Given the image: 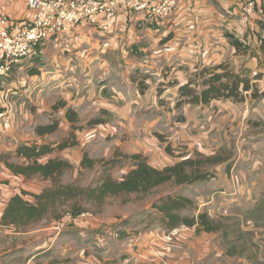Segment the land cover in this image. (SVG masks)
I'll list each match as a JSON object with an SVG mask.
<instances>
[{"label": "crops", "instance_id": "0c3cea01", "mask_svg": "<svg viewBox=\"0 0 264 264\" xmlns=\"http://www.w3.org/2000/svg\"><path fill=\"white\" fill-rule=\"evenodd\" d=\"M261 7L262 0H256L251 8L248 0H181L171 18L146 22L144 10L133 12L125 6L111 26H104L102 18L95 23L82 22L73 31L48 40L35 65L23 62L14 66L12 75L1 82L0 107L11 104L19 110L18 121L27 120L31 128L27 133L14 128L6 133L9 140L0 142V156L12 155L24 161L15 156L20 144H50L72 136L74 146L55 150L41 161L62 156L79 166L85 150L90 152L87 147L95 146L96 150L114 138L120 147L122 133L131 137V151L150 155L156 168L166 167L164 161L174 165L191 156V151L215 154L230 149L234 152L230 169L224 162L209 181L182 184L177 189L195 192L188 197L195 199L196 213L207 212L213 219L240 224L237 235H232L228 226L216 231L188 226L168 240L170 229L153 208L160 194L136 215L127 216L122 211L65 217L63 229L58 233L54 230V236L28 241L26 246L32 250L27 262L86 264L98 259L103 264H264V96L176 107L180 87L198 69L225 62L235 72L249 76L259 93H264ZM32 15L28 0H0V19L20 21ZM233 38L243 42L245 49L238 51ZM144 76L152 82L144 85L140 81ZM139 83L146 87L143 91ZM159 88L163 89L160 97ZM119 101L124 106L118 105ZM89 104L92 111L85 114ZM135 106L142 111L137 114L141 121L133 115ZM90 118L102 121L81 128ZM55 122L57 128L51 133L36 130L38 125ZM156 132L167 142L159 140ZM54 133H58L57 138ZM241 138L246 143L237 151L234 145ZM168 143L178 148L173 150L176 156L167 154ZM182 144L189 147L187 155L180 151ZM116 151L121 152L115 147L113 155ZM19 179L27 178L16 176L0 160V221L8 201L19 190ZM147 213L157 215V221L143 220ZM58 224L54 221L52 227ZM104 225L109 229H103ZM3 228L6 233L22 232L13 226ZM15 247L17 254L18 245ZM19 249L22 258L24 243ZM11 257L6 254L0 264H12Z\"/></svg>", "mask_w": 264, "mask_h": 264}, {"label": "trees", "instance_id": "16d2710c", "mask_svg": "<svg viewBox=\"0 0 264 264\" xmlns=\"http://www.w3.org/2000/svg\"><path fill=\"white\" fill-rule=\"evenodd\" d=\"M260 40L264 49V34L260 36ZM232 42L238 51L245 49L244 43L240 40L233 38ZM251 81L249 76L235 72L228 62L203 67L190 77L187 84L180 87V99L177 106L184 103L207 104L215 99H232L240 102L245 99V91H248L252 98L264 96V93H259ZM55 108H58V105ZM4 109L0 107V112ZM91 123L99 122L94 120ZM57 124L55 122L51 125L37 126L36 130L38 133H51L57 128ZM75 144V141H71V143L61 144V148ZM52 152L48 144L23 143L17 148L15 156L23 158L24 161H13L11 160L12 155L0 156V160L16 176L27 179L40 176L51 182V185L45 187L40 193H32V201L25 199V195L29 194L27 191L16 192L4 209L0 222L2 225L20 227L36 223L45 219L51 210L56 212L54 221L60 224L67 216L75 218L85 213L101 212L109 197L134 194L145 199L167 183L191 184L209 177L200 169V166L205 164L204 160L188 158L172 166L156 168L149 164L148 159L142 154H132L125 155L133 161V164L131 170L122 179H116L106 173L97 185L86 187L74 182L64 183L62 181L66 170L73 167L69 161L58 158H51L46 162L41 161L42 157ZM95 164L94 160L85 155L81 165L82 168L92 169ZM87 202H95L96 209L99 211L87 208ZM62 207L65 208L62 209ZM195 207L190 198L172 193L162 195L153 204V208L162 214V221L169 229L186 225L197 226L199 230L216 231L221 227L220 223L206 212L196 215ZM186 209L193 210L194 215H184L183 211Z\"/></svg>", "mask_w": 264, "mask_h": 264}, {"label": "rangeland", "instance_id": "374dc122", "mask_svg": "<svg viewBox=\"0 0 264 264\" xmlns=\"http://www.w3.org/2000/svg\"><path fill=\"white\" fill-rule=\"evenodd\" d=\"M261 9L262 10L264 9L263 2H262ZM171 16H170V18H171ZM52 39L53 38H51L50 40H52ZM35 60L36 59L25 60L23 62H31V63H34V65H35V62H34ZM231 68H233V67L231 66ZM14 69L15 68L13 67L10 74L6 77L11 76ZM140 81L144 85H145V83L149 84L150 82H152L150 80L149 76H144L143 79L142 78L140 79ZM143 84H141V83L138 84V87L140 88L141 91H143V89L146 88ZM123 90H124V94L128 98L129 97L128 92L125 89H123ZM157 93H158L159 97L162 96L163 89L159 88L157 90ZM14 94L15 93H11V96H13ZM19 94L21 96H23L21 92H19ZM19 94L17 93L16 95H19ZM26 94L32 95L34 93H31L30 91H26ZM245 94L247 96V94L249 95V92L245 91ZM11 96H9V98ZM131 103H135L133 99L131 100ZM188 104L190 105V103H188ZM118 105L124 106L122 103H120V101H119ZM8 106L14 112H12V117H11L10 122L3 124L1 127L0 142L3 141L4 139H5V141L9 140V138H7L4 135L6 133H9L13 128L15 130H18V133L21 132L22 130L25 133H27L29 131V129L31 128V125L29 124L30 122H28L27 120H25V121L20 120V122L18 121L19 110H16L15 108H14L15 109L14 110L13 107L11 106V104H8L6 107H3V108L6 109ZM176 107H178V106L176 105ZM132 110L134 111L133 115H135V119H137V121L138 120L141 121L142 118L141 117L138 118L137 114H141L142 111H140L137 106H135V110L133 108H132ZM91 111H92L91 104H89L88 107L85 108V114H87V113L90 114ZM92 121H94V120L92 118H90V121L88 123L83 124V126H81V128H83V127L85 128L88 126L90 127L92 125V123H91ZM97 121L101 122L102 119H97ZM116 121H118V118H116L114 120V122H116ZM16 123L20 124V127H17ZM6 124H8V125H6ZM36 125L37 124H34V126H36ZM38 126H41V125H38ZM201 127L203 129L205 128L204 125H202ZM104 129L105 128H103V130ZM57 135H58V133H54L53 134L54 138H57ZM156 135L159 138V140H162V142H165V143L167 142V140L164 138V136L160 135L159 132H156ZM119 137H120L119 140L122 142L120 147L117 146L115 138L111 142H108L107 145L105 143H101L96 150H94L95 146L87 147L90 150V152L88 150H85L87 152H84V156L88 155L90 159L94 160L96 162L95 167L92 169L91 168H82V165H81L82 161H81L79 166H77V165L75 166V164L71 163L73 165V167L71 169L66 170V172L62 176V181L64 183L74 182V183H77L79 185L88 187V186L97 185L100 178L103 175H105L106 173L111 174L116 179H122L131 170L132 164H133V161L130 158L126 157L125 155L142 154L143 156H145L148 159V162H150L149 164H152L151 159H150V155H148V154L145 155L144 153L131 151L132 150V148H131L132 139H131V137H129V134L122 133ZM73 138L74 137L71 136L70 138H67L65 140L59 139L58 141L50 142V144H48V145H49V147L52 148L53 151L62 150L66 147H69V145L61 148V144L71 143V141H75V139H73ZM54 140H56V139H54ZM107 141H110V139ZM244 141H246V140L241 138L240 143L238 142L237 146L234 145V149H237V151H239L242 148V144L246 143ZM11 142H12V140L9 141V143H11ZM56 142H59V143L56 144ZM52 144L54 146H52ZM108 147H110L111 150H108ZM115 147L117 149H120L121 152L116 151L115 155H113L114 152L112 153V151H113V148H115ZM180 148H181L180 151H182L183 153H185L187 155L186 150L189 149V147H187L185 144H182V145H180ZM129 150L132 153H129L130 152ZM165 150H166L167 154L172 153V154H168L171 157L174 155L176 156V154L173 153V150H178V148H173V147H171V144L168 143L167 146H165ZM233 156H234V152L230 149H222L215 154H206V153L200 152L198 150H195V151H191V156H187L184 159L194 158L195 160H202V161L204 160L205 164L200 166V169L203 170L204 173L208 174L209 177L207 179L201 180V181H207V180L209 181L212 177L216 176L219 166H221L224 162L227 163V164L225 163V166H227V168L230 169L231 159L233 158ZM61 158H63V157L58 156V159H61ZM11 160L18 161L16 158H12V156H11ZM172 160H173V158H172ZM164 163H167L165 165L166 167L172 166V163H168L167 161H164ZM176 163H178V161ZM152 166H153V164H152ZM191 184H193V183H191ZM50 185H51V182L49 180H44L43 178H41L39 176H34L32 179H26V180H20L19 179L17 182V186H18L19 190H21V191L25 190L29 193V194L25 195V199H28L30 201L33 200V197L31 195L32 193L37 192V189H41V187H44V186L48 187ZM178 186L179 185H175L173 183H167V184L159 187L158 189H156L150 196H148L145 199L141 198L139 195H134V194H132L130 196L122 195V196L109 197L107 199L105 206L103 207V210L99 213H102V214L106 213V214L110 215L112 213H118V212L123 211L127 216L128 215L129 216L130 215H136V213H138L140 211H145L147 209L146 206H148L151 202L154 201L152 198L159 196L160 194H162V195L168 194V193L180 194L181 196H185L187 198H190L188 196L195 193L191 189L189 190V192L183 191L182 189L179 190V189H177ZM125 199L127 200L126 202L123 201ZM149 199H152V200H149ZM191 200H193V199H191ZM194 200H193V202H194ZM194 204L196 206L195 208L197 211V205L195 202H194ZM86 206H87V208H90V209L95 210L97 212L99 211V209H96L97 206L95 205V202H87ZM63 208H65V207H62V209ZM58 210H60V208ZM223 213L224 214L228 213L227 209H223ZM55 214H56L55 210H51L45 216V219H43L41 221H38L36 223H31V224L29 223L28 225L20 226V227L13 226L14 228H16L17 231H22L20 234H18L19 232H16L15 230H13L14 233H6L3 227H10V226L2 225L0 223V259L4 258L6 256V254L9 253L10 255H12L11 260H10L12 262V264H14L16 261H17V263H19L21 259H23L25 261V264L28 263L29 261L27 262V260L31 256V253H29V250H32V248L29 246H26V245H27L29 240L31 242V238L40 237L39 240H41V241L43 239L47 240L49 236L52 237L55 235L53 233L54 230L56 233H58V231L60 232L63 229L62 227H64L65 224H62V223H60L59 228L58 227H55V228L52 227V222H54ZM183 214L184 215H194V212H193V210L186 209L185 211H183ZM195 214L197 215L198 213L195 212ZM133 217H135V216H131L129 218H133ZM143 218H144L143 220H145V221L149 220V221H152L153 223L155 221H157V219H158L157 215H154L153 213L144 214ZM137 220L138 219L136 218L130 222H136ZM214 220L216 222H219L221 227H223V226L227 227L228 226V228L231 229L230 231L232 232V235L238 234L236 232H238V230L240 228V224L234 225L231 223L222 222L220 219H216V218ZM181 227H188V226L181 225V226L176 227V228H181ZM195 227H197V226H194L193 228H195ZM103 229L107 230V229H109V226L104 225ZM173 229H175V228H173ZM9 230H12V229H9ZM170 230H172V229H170ZM22 243H24V248H26V249L24 250L23 256L21 258L20 255L22 252L19 249V244H22ZM17 245H18V251H17V254H15V248H16L15 246H17Z\"/></svg>", "mask_w": 264, "mask_h": 264}, {"label": "built area", "instance_id": "2783aa9c", "mask_svg": "<svg viewBox=\"0 0 264 264\" xmlns=\"http://www.w3.org/2000/svg\"><path fill=\"white\" fill-rule=\"evenodd\" d=\"M180 1L28 0V7L33 12L31 19H0V86L3 78L10 74L15 65L39 58L48 40L73 31L82 22L95 23L102 18L104 26L109 27L125 6H130L133 12L144 10L146 22L165 20L174 14ZM255 1L248 0V6L253 7ZM262 2L264 4V0ZM262 14L264 18V9ZM12 112L14 111L9 107L0 112V137L1 127L10 122ZM183 228L185 227L170 230L167 239L173 240ZM27 264L36 263L30 260ZM87 264L103 263L93 259Z\"/></svg>", "mask_w": 264, "mask_h": 264}]
</instances>
